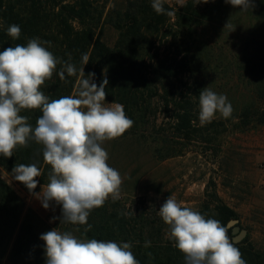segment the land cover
<instances>
[{"label": "trees", "instance_id": "obj_1", "mask_svg": "<svg viewBox=\"0 0 264 264\" xmlns=\"http://www.w3.org/2000/svg\"><path fill=\"white\" fill-rule=\"evenodd\" d=\"M224 3L225 0H208L194 5L193 0H188L171 5L165 1L164 8L173 13L167 15L157 14L152 0H0V51L39 38L50 42L44 46L57 58L77 69L87 54L85 75L95 73L97 85L106 77L104 102L122 104L134 121L119 138L142 144L159 160H165L183 155L179 140L192 141L204 136L208 125H223L215 120L203 125L199 121L198 36ZM12 24L21 28L19 39L7 34ZM104 24L120 33L114 47L103 39ZM62 67L63 64L58 65L51 79L41 86L49 101L74 95L78 89L79 76L65 72V79H61ZM254 109L245 106L241 120L246 124L253 115L257 124L264 125V110ZM20 114L28 117V123L35 128L42 111L22 110ZM163 124L170 126L169 131ZM33 163L42 175L36 177L37 187L30 192L14 179L12 169ZM0 166L28 193L49 182L51 166L44 162L43 146L34 140H29L27 147L17 146L11 158L0 155ZM208 198L197 209L201 214L226 226L239 219L215 191ZM88 225L91 228L85 232ZM52 229L55 227L29 208L25 199L0 177V264L5 260V264H46L40 236ZM57 230L71 232L79 239L128 242L140 264H185L184 255L174 246L160 216L144 209H129L121 198L113 202L109 197L102 207L93 209L87 224L62 223ZM231 233L229 229L228 235ZM145 242H150V246L145 247ZM235 246L247 264H264V252L248 239Z\"/></svg>", "mask_w": 264, "mask_h": 264}, {"label": "clouds", "instance_id": "obj_2", "mask_svg": "<svg viewBox=\"0 0 264 264\" xmlns=\"http://www.w3.org/2000/svg\"><path fill=\"white\" fill-rule=\"evenodd\" d=\"M194 5L208 0H193ZM233 7L246 10L254 7V0H225ZM165 0H152L157 14L172 15L164 8ZM3 21L0 19V28ZM224 27L231 28L226 23ZM12 39H19L21 28L12 24L7 28ZM49 41L39 38L28 40L0 51V155L13 156L17 146L27 147L29 140L43 146V159L51 166L46 186L35 193L45 209L50 202L62 206L60 223L87 224L90 212L102 207L109 199L121 198L123 179L118 170L109 166L105 141L121 137L134 121L119 103L106 106L105 77L97 85L95 73H84L87 54L82 56V67L63 62L44 45ZM71 59V57H69ZM63 64L60 78L79 76L74 95L49 101L40 90L51 79L57 66ZM40 109L42 115L33 128L22 110ZM233 108L227 96L205 87L199 94V121L211 123L219 113L224 119L231 117ZM14 179L32 192L36 177L42 171L36 164L13 167ZM158 215L168 226V235L174 246L184 255L185 264H247L242 253L232 242L229 225L208 218L199 211L169 196L158 209ZM53 219H56L55 217ZM91 225L85 229L87 232ZM46 264H140L128 242L79 239L71 232L52 229L43 233ZM150 242H145V247ZM149 255H151L149 253Z\"/></svg>", "mask_w": 264, "mask_h": 264}, {"label": "rangeland", "instance_id": "obj_3", "mask_svg": "<svg viewBox=\"0 0 264 264\" xmlns=\"http://www.w3.org/2000/svg\"><path fill=\"white\" fill-rule=\"evenodd\" d=\"M254 3V7L242 10L225 2L199 31L200 88L209 87L226 95L233 108L228 119L219 113L213 119L223 125H208L209 131L192 141L179 140L183 155L165 160H159L142 144L120 138L105 141L102 146L109 155L107 163L123 179L121 199L127 208L159 216L158 209L172 196L197 210L215 191L237 212L240 226L248 230L246 239L264 252V125L257 124L253 115L246 124L240 117L245 106L264 110V0ZM226 23L231 28L224 27ZM119 37L117 29L104 24L103 39L108 46L114 47ZM163 127L169 131L170 126ZM0 177L29 208L55 229L60 228L62 206L53 201L45 209L35 195L42 186L28 193L1 166ZM229 236L233 241V233Z\"/></svg>", "mask_w": 264, "mask_h": 264}, {"label": "water", "instance_id": "obj_4", "mask_svg": "<svg viewBox=\"0 0 264 264\" xmlns=\"http://www.w3.org/2000/svg\"><path fill=\"white\" fill-rule=\"evenodd\" d=\"M230 222H233L232 226L229 228V229H231V231L234 235L233 243L234 244L242 243L248 236V230L243 229L240 226L239 220H231ZM228 225H229V223H228Z\"/></svg>", "mask_w": 264, "mask_h": 264}, {"label": "crops", "instance_id": "obj_5", "mask_svg": "<svg viewBox=\"0 0 264 264\" xmlns=\"http://www.w3.org/2000/svg\"><path fill=\"white\" fill-rule=\"evenodd\" d=\"M167 3H179V4H182V3H185L187 2L188 0H165Z\"/></svg>", "mask_w": 264, "mask_h": 264}]
</instances>
